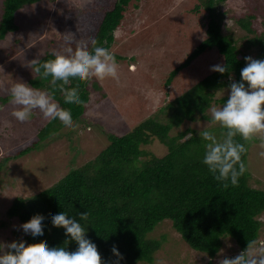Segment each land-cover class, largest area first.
<instances>
[{"label": "trees", "instance_id": "16d2710c", "mask_svg": "<svg viewBox=\"0 0 264 264\" xmlns=\"http://www.w3.org/2000/svg\"><path fill=\"white\" fill-rule=\"evenodd\" d=\"M40 1L4 0L0 39L20 29L17 13L22 8ZM139 1L95 0L88 7L66 12L58 21L60 37L75 52L81 44H87L92 50L93 41L108 48L115 41V32L123 24L127 12L132 7L137 8ZM199 1H202V5L196 8L197 11L202 7L208 12L206 37L181 65L171 71L167 84L172 83L182 68L211 49H215L222 57L221 65L227 66L228 71L223 74L218 71L210 73L171 100L166 106L167 121L149 117L124 135H109L110 142L93 160L72 169L38 193L16 198L7 216L17 218L20 226L14 228L15 233L10 241L26 243L29 248L47 243L75 250L76 242L66 241L64 229L51 225V216L61 211L75 215L78 220L79 212L88 211L87 236L97 244L102 257L108 260L116 259L111 249L114 244L117 245L124 256L121 264L154 263L155 255L167 237L158 239L149 234L166 219L173 222L174 228L190 247L210 257L220 252L226 236L234 239L241 250L249 240L261 241L264 189L255 188L249 182L250 141H244L240 136L235 138L244 143L247 149L242 154L245 171L239 177L238 184L229 183L228 187H224L202 163L206 141L199 131L190 125L179 130L186 122L212 120L208 110L218 101L215 99L216 92L229 88L233 80L239 81L241 69L246 65V55L236 45L234 38L223 31L224 11L221 5L228 0ZM240 22L252 31L250 22L242 19ZM254 43L261 46L264 56V34L254 39ZM52 53L45 52L36 64L33 63L36 75L31 77L30 84L37 90L55 95L56 104L65 111H71L76 121L83 116L90 100V80L73 81L68 88L69 92L79 91L85 102L83 105L65 104L64 95L54 92L50 82L41 79L35 72V67L52 58ZM226 99L223 97L220 101L224 103ZM1 100L6 105L11 95ZM56 129L49 122L29 141V146L17 154L36 149ZM175 129H178L177 132L172 134ZM208 130L218 138L224 131L218 123ZM153 139H159L168 147V151L162 156L146 158L148 151L142 145ZM9 160V157L0 160V171ZM35 217L49 219L45 240L34 241L25 237L21 230ZM1 225L7 223L2 222Z\"/></svg>", "mask_w": 264, "mask_h": 264}, {"label": "rangeland", "instance_id": "374dc122", "mask_svg": "<svg viewBox=\"0 0 264 264\" xmlns=\"http://www.w3.org/2000/svg\"><path fill=\"white\" fill-rule=\"evenodd\" d=\"M94 2L41 0L25 6L17 13L20 29L0 39V160L10 158L0 171V243L9 242L14 236V228L20 226L17 218L7 216L16 198L38 193L72 169L93 160L110 142L109 135H124L149 117L167 121V104L214 72L212 65L223 63L218 52L211 49L182 68L172 83L167 84L171 71L181 65L206 37L208 12L202 7L197 11L196 8L202 5L198 0H140L137 8L129 9L123 24L115 32V41L107 48L118 62L119 83L112 78L91 79L88 85L90 100L83 116L75 121L79 127L69 130L57 122L54 124L57 129L36 149L19 155L17 152L26 149L29 141L49 122L38 109L33 111L31 119L21 122L12 115L13 110L21 106L11 100L5 105L1 99L10 95L15 83L26 82L34 88L29 81L36 75L33 60H39L45 52L63 54L70 49L75 53L73 47L60 37L58 21L64 13ZM221 10L224 11V33L234 38L244 55L264 59L261 46L254 43V39L264 34V0H228L221 5ZM3 11L4 0H0V20ZM240 19L250 22L252 31L245 28ZM217 92L223 94L218 96ZM217 92L215 99L218 101L213 106L220 107L223 105L221 98L227 97L230 89ZM189 125L200 132L201 129H212L216 123L212 120L190 121L179 130ZM142 147L148 151L146 158L162 156L168 151L159 139ZM262 152L264 140L259 137L251 140L249 182L255 188L264 189ZM261 220L260 240L264 241V213ZM2 222L7 225L2 226ZM149 236L158 239L166 236L167 239L156 253L154 263L138 264H219L223 258L234 257L241 251L236 241L226 236L220 252L210 257L190 247L168 219Z\"/></svg>", "mask_w": 264, "mask_h": 264}, {"label": "clouds", "instance_id": "9594fccd", "mask_svg": "<svg viewBox=\"0 0 264 264\" xmlns=\"http://www.w3.org/2000/svg\"><path fill=\"white\" fill-rule=\"evenodd\" d=\"M92 43V50H89L87 44H81L75 53L70 49L63 54L53 52L52 58L35 67L40 78L49 81L54 92L62 93L65 104L69 106L85 103L79 91H68L73 81L86 82L93 78L100 81L112 78L117 83L120 81L119 65L114 54L97 45L96 41ZM244 59L246 65L241 69V79L233 80L228 86L230 92L222 106H212L210 109L212 121L218 123L224 131L219 138L206 128L199 132L206 141L202 163L224 187H228L229 183L238 184L239 177L245 171L242 154L247 149L244 143L235 138L240 136L244 141H251L259 137L264 140V59L250 55ZM33 63L36 64V61L33 60ZM211 70L223 74L228 71V67L215 64ZM222 94L217 92L218 96ZM10 95L12 103L21 106L12 112L21 122L31 119L33 111L38 109L43 118L52 124L59 122L69 130L79 127L72 112L56 104V96L48 91L34 89L26 82H18L11 87ZM261 155L264 156V152ZM78 215L79 220L75 215L61 211L50 218L52 226L64 229L66 241L76 242L75 250L47 243L29 248L26 243L13 240L6 244L0 243V264H121L124 256L117 245L114 244L111 249L116 259L108 260L102 257L97 244L87 236L90 213L84 211ZM48 223V218L35 217L31 223L23 225L21 230L25 237L42 241L46 239ZM219 264H264V241L249 240L236 256L225 257Z\"/></svg>", "mask_w": 264, "mask_h": 264}]
</instances>
